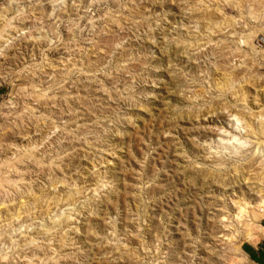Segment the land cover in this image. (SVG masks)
Returning <instances> with one entry per match:
<instances>
[{
    "label": "rangeland",
    "instance_id": "1",
    "mask_svg": "<svg viewBox=\"0 0 264 264\" xmlns=\"http://www.w3.org/2000/svg\"><path fill=\"white\" fill-rule=\"evenodd\" d=\"M262 217L264 0H0V264H251Z\"/></svg>",
    "mask_w": 264,
    "mask_h": 264
},
{
    "label": "crops",
    "instance_id": "2",
    "mask_svg": "<svg viewBox=\"0 0 264 264\" xmlns=\"http://www.w3.org/2000/svg\"><path fill=\"white\" fill-rule=\"evenodd\" d=\"M241 252L251 264H264V239L260 240L257 245L242 244Z\"/></svg>",
    "mask_w": 264,
    "mask_h": 264
},
{
    "label": "built area",
    "instance_id": "3",
    "mask_svg": "<svg viewBox=\"0 0 264 264\" xmlns=\"http://www.w3.org/2000/svg\"><path fill=\"white\" fill-rule=\"evenodd\" d=\"M261 226L264 228V217H262Z\"/></svg>",
    "mask_w": 264,
    "mask_h": 264
}]
</instances>
